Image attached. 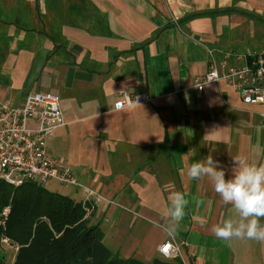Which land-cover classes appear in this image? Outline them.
Listing matches in <instances>:
<instances>
[{"label": "crops", "instance_id": "obj_1", "mask_svg": "<svg viewBox=\"0 0 264 264\" xmlns=\"http://www.w3.org/2000/svg\"><path fill=\"white\" fill-rule=\"evenodd\" d=\"M247 51L264 53V0H0V101L68 93L49 153L104 198L90 221L106 246L144 263L174 238L186 264H264V242L214 235L239 215L209 178L186 174L210 152L226 179L233 158L264 164V106L246 105L227 81L203 91L194 82L213 57L235 64ZM124 91L152 101L115 110ZM173 192L188 204L170 235Z\"/></svg>", "mask_w": 264, "mask_h": 264}, {"label": "built area", "instance_id": "obj_2", "mask_svg": "<svg viewBox=\"0 0 264 264\" xmlns=\"http://www.w3.org/2000/svg\"><path fill=\"white\" fill-rule=\"evenodd\" d=\"M234 58L235 64L213 57L210 71L195 78L196 89L203 91L207 85L227 81L246 105L264 106V53L247 51L234 54ZM118 98L115 110H127L152 101L147 93L133 95L128 91L121 92ZM61 101L60 96L52 92H29L18 107L0 101V181L11 186L32 181L41 186L57 182L75 187L83 193V206L90 214L104 198L83 184L73 170L56 161L47 147V141L67 125ZM260 117L264 119V112ZM30 120H35L34 124L30 125ZM9 212L10 206L5 207L2 218H7ZM3 242L11 245L6 237ZM158 253L168 262L177 259L184 264L187 262L182 244L174 238L161 244Z\"/></svg>", "mask_w": 264, "mask_h": 264}, {"label": "trees", "instance_id": "obj_3", "mask_svg": "<svg viewBox=\"0 0 264 264\" xmlns=\"http://www.w3.org/2000/svg\"><path fill=\"white\" fill-rule=\"evenodd\" d=\"M7 206L10 212L3 219ZM92 214L86 212L83 201L47 186L32 181L11 186L0 181V243L6 237L19 247L14 264H184L180 259L161 258L144 263L113 253L104 243L101 227L91 223ZM0 264H4L1 250Z\"/></svg>", "mask_w": 264, "mask_h": 264}, {"label": "clouds", "instance_id": "obj_4", "mask_svg": "<svg viewBox=\"0 0 264 264\" xmlns=\"http://www.w3.org/2000/svg\"><path fill=\"white\" fill-rule=\"evenodd\" d=\"M233 160L235 167L227 179L225 170L211 152L192 162L186 174L191 180L209 178L222 202L232 205L239 215L238 220L226 219L212 227L211 231L218 239L227 242L233 238H247L264 242V224L261 223L264 219V164H249L239 157ZM169 203L167 231L171 235L179 229L188 201L184 193L173 192L169 195Z\"/></svg>", "mask_w": 264, "mask_h": 264}, {"label": "rangeland", "instance_id": "obj_5", "mask_svg": "<svg viewBox=\"0 0 264 264\" xmlns=\"http://www.w3.org/2000/svg\"><path fill=\"white\" fill-rule=\"evenodd\" d=\"M67 94H68L67 92H64L61 94L62 104L65 105V107L69 106V100L67 99ZM256 109L258 110L259 108L256 107ZM260 110L261 109H259V111ZM55 157H57V156H55ZM47 188L53 192L61 193L63 195L69 196L71 198H76L78 200H80L79 197L82 196V193L77 192L75 187H68V186H65V185L57 183V182H49L47 184ZM249 241L250 240L247 241V239H245V242L247 244H249ZM252 243H254L256 246L258 241L253 240ZM252 243L250 244V246H252ZM18 249H19V247H17V245H15L14 243H11V245H10L8 243H4V242L2 243V241H1L0 250L2 253V257L4 258V264H14L15 263L16 258H17L16 256L18 253Z\"/></svg>", "mask_w": 264, "mask_h": 264}, {"label": "snow or ice", "instance_id": "obj_6", "mask_svg": "<svg viewBox=\"0 0 264 264\" xmlns=\"http://www.w3.org/2000/svg\"><path fill=\"white\" fill-rule=\"evenodd\" d=\"M167 250H168V249H167V247H166V248L164 249V251L167 252Z\"/></svg>", "mask_w": 264, "mask_h": 264}]
</instances>
